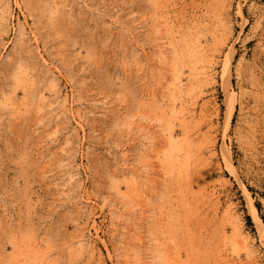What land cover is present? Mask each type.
<instances>
[{"label":"rangeland","instance_id":"obj_1","mask_svg":"<svg viewBox=\"0 0 264 264\" xmlns=\"http://www.w3.org/2000/svg\"><path fill=\"white\" fill-rule=\"evenodd\" d=\"M241 184L264 0H0V264H264Z\"/></svg>","mask_w":264,"mask_h":264},{"label":"bare ground","instance_id":"obj_2","mask_svg":"<svg viewBox=\"0 0 264 264\" xmlns=\"http://www.w3.org/2000/svg\"><path fill=\"white\" fill-rule=\"evenodd\" d=\"M4 10V14L6 13V14H9V10H10V8H9V5H6V8H3ZM240 13V15H242V12L240 11L239 12ZM5 14V15H6ZM23 35V34H22ZM187 55V54H186ZM185 56V55H184ZM231 86V83L229 82V87ZM228 87V88H229ZM178 88V90H181L180 89V86L179 87H177ZM174 91V90H173ZM172 91V92H173ZM228 91V90H227ZM174 92H176V91H174ZM182 92H183V90H182ZM183 94V93H182ZM175 95H176V93H175ZM175 95H173V96H175ZM228 95V94H227ZM175 98V97H174ZM233 112H234V109L232 108L231 109V115H230V118H229V123H230V121H231V118H232V114H233ZM227 165H228V167L230 168L231 167V165H232V163H231V159H230V157H228V159H227ZM230 172H231V174H233L234 175V173L232 172V170H230ZM240 187H241V189H242V191L244 192V194H245V197H246V201H247V210H248V215L253 219V221H254V224H255V227H256V229H257V232H258V237H259V239H260V241L263 243V245H264V225H263V223H262V221L259 219V217H258V212H257V208H256V206L254 205V202H253V200H252V198L249 196V194H247V192H246V190H245V188H244V186L241 184L240 185ZM82 240H80V242H81ZM79 242V243H80ZM24 259H27V262L30 260V258H29V260H28V257L27 258H24ZM23 259V260H24ZM25 263V262H24Z\"/></svg>","mask_w":264,"mask_h":264}]
</instances>
